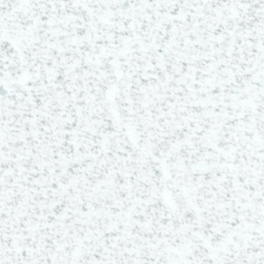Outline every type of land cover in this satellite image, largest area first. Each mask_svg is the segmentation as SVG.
Here are the masks:
<instances>
[{
	"label": "snow or ice",
	"instance_id": "obj_1",
	"mask_svg": "<svg viewBox=\"0 0 264 264\" xmlns=\"http://www.w3.org/2000/svg\"><path fill=\"white\" fill-rule=\"evenodd\" d=\"M0 264H264V0H0Z\"/></svg>",
	"mask_w": 264,
	"mask_h": 264
}]
</instances>
